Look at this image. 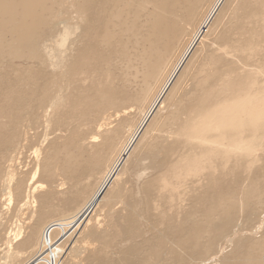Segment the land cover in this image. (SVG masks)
<instances>
[{"label":"bare ground","instance_id":"obj_1","mask_svg":"<svg viewBox=\"0 0 264 264\" xmlns=\"http://www.w3.org/2000/svg\"><path fill=\"white\" fill-rule=\"evenodd\" d=\"M238 4L240 3L236 0H0V59L13 62L16 58H33L39 66L33 74L31 72L32 78L34 79L35 72L39 70L49 72L52 76L47 84L50 83V85L55 83L53 77L59 75L60 79L69 78L70 86H77L78 75L83 69H87L95 72L96 78L104 82V85L100 83L96 87L99 102L122 104L125 109L129 108L131 102L142 103V106L147 105L148 109L143 120L145 123L138 129V144L134 150V157H138L139 176L142 178L146 172L153 170L158 164L153 150L161 146V142L165 143L164 145L161 143L165 160L161 161L160 166L167 164V160L178 149H210L211 144H215L221 149L229 147L234 151V149H256L264 146V141H261L264 137V107L262 106L264 101V0H242L241 5ZM229 10L233 15L227 18ZM113 58L116 59L114 65L118 67V75L109 70ZM16 69L19 70L20 66ZM116 78L121 79L120 84H123L118 90L113 83ZM49 86L45 88V91L50 98L53 92L50 91ZM26 90L18 91L24 99H28ZM77 90L79 93L77 98H74L75 95L69 96V101L66 102V98L63 99L59 94L54 101H51V105L56 106L58 110L65 104L70 105L72 110L77 109L84 89L79 86ZM18 92L15 93L14 102L18 101ZM0 95H2L1 90ZM188 95L193 96L189 99V103L184 104L183 97ZM19 105L20 102L13 103L11 108L20 113H28L33 109L32 106L28 108L27 103L25 106ZM125 111L127 113V110ZM44 118L49 124L53 120L55 124L62 122V117L59 115L53 119L44 113ZM98 118L100 119L101 116ZM108 119H110L108 116L104 117V120L102 118L104 122ZM32 120H35L34 117ZM102 120L98 126H107V123ZM117 128L112 129L114 137L99 133L104 135L99 141L98 133V135L88 134L81 137L82 141L77 149H63L62 155L60 150H54L49 155L45 153L46 157L42 160L40 157L44 147L42 144L36 146L37 165L30 172V178L17 176L18 170L13 167L14 163L9 161L13 164L7 163L9 164L7 166L4 163L6 160L2 158L0 178L2 177L1 185L5 187L6 192L2 195H7V206L15 202L17 214L32 211V215L39 213L40 216L37 226L32 230L30 228L31 234L25 240L24 247L36 251L29 260L38 263L43 261V264H58L64 257L65 261L70 249L66 254L64 247L67 246H63V239L73 235L85 219L92 221L93 215L90 213L97 206L98 200L103 201L104 207L112 206L117 195L110 193L102 196V194L131 147L125 149L117 160H111L112 156L109 153L113 150L114 140L116 137L121 139L119 136L122 130ZM17 130L16 127L13 128L12 139H9L7 144L15 140ZM146 151L153 152L148 155ZM59 160L62 161V167H58L59 164L56 166ZM218 161L213 160V155H209L206 161L208 168L218 170L217 176L209 170L202 175L210 185L214 186H216L213 183L216 178L221 180L231 175L229 171L224 176L226 174L225 167L222 168L224 160L220 161L222 163ZM212 164H215L216 168L213 169ZM255 165L257 161L253 160L251 167ZM233 170L235 173L239 172L236 166ZM252 173L250 180L245 182L239 193L224 190L217 194L212 192L213 203L208 211L209 214L219 211L220 215L227 216L228 221H231L242 213L251 201H260L264 194V180L257 174L258 172ZM39 175L49 180L51 189L37 196V188L46 189L47 187H43L45 184L33 186L35 188L33 191L27 189V184L29 179L31 182L29 187L31 184H36V178ZM158 177L141 184L140 189L145 205L150 204L151 193L163 190L162 185L158 183ZM190 179L194 186V193H197L198 188H201L199 181L197 182L194 175ZM52 183L56 184L52 185ZM116 187L119 190L121 185L118 184ZM55 193L63 196L64 204H69L65 212L72 211L73 217L68 222L56 219L50 224L45 223L46 226L42 227L44 219L53 212L49 205L52 199L50 197ZM200 198H205V194H201ZM2 200L3 198L0 199V204L3 205ZM153 208L156 210L154 206ZM159 209L162 210V208ZM54 211L58 212L57 209ZM262 213L263 211L260 210L256 214ZM201 223L198 220L191 228V236L196 242L203 230ZM18 224L16 222L15 227L7 231L5 244L8 250L23 237L21 226L19 227L21 224ZM93 225L94 223L88 227L93 230L90 234L97 232ZM211 228L209 230L214 236L224 231V229ZM60 232L61 240L57 239ZM189 238L190 236L183 237L173 243L181 246L187 243ZM110 243L111 241H105L107 246ZM214 243L215 237L210 238L204 251L208 252ZM257 248L264 251V244L259 243ZM22 249L20 248L19 252L21 256L25 251H21ZM27 253L26 255H29ZM159 253L160 251L156 250L153 255L157 256ZM14 254L17 253L14 252ZM250 255L255 257L252 256L253 252ZM260 258L247 260L246 263L264 264V260ZM12 260L11 263H13Z\"/></svg>","mask_w":264,"mask_h":264},{"label":"rangeland","instance_id":"obj_2","mask_svg":"<svg viewBox=\"0 0 264 264\" xmlns=\"http://www.w3.org/2000/svg\"><path fill=\"white\" fill-rule=\"evenodd\" d=\"M236 2L240 3L238 5H241L242 0H236ZM232 15V11L229 10L227 18L229 16L232 17ZM6 57L9 58L8 56ZM14 60L13 62L8 60L5 62V60L0 59V90L2 91V95H0V162H2V158L6 160L4 162L5 165H7V163L10 164L11 162L9 161H12L14 164H11H13V167L18 170V172L15 170L17 176H24L26 178L31 177L30 172H32L33 168L37 165L35 147H38L41 144L44 147L42 149L44 152H42V156L40 157L42 160L54 150H60L62 155L63 149H77L80 141H82L81 137L87 136L88 134L105 133V136L108 134L109 136L112 135L114 137L112 129L114 130L119 126L117 129H121L123 133L121 134L122 131H120L121 136H119V138L121 139H117L116 137L114 140L115 148L113 147L112 149L115 150H112L113 153L111 151L109 153V155L112 156L111 160H117L125 149L131 146V149L129 148V151L127 152L128 154H125L127 157L122 160L118 171H115L116 174L114 178H112L109 184H107L103 193L104 195L102 194V196H106L110 193L111 195H117L112 206L104 207V205H102L103 201L101 202V199L98 200V203L96 204L97 206H95L90 213L93 216L89 214L92 221L85 219L82 224L80 223L81 226L79 229L74 232V236L70 235L72 237L68 236L63 239V246H67L64 247L66 249L65 253L67 254L69 251L70 253L65 260L66 262L64 261V257L61 258L60 256L61 262L59 261L58 264H247V260H252L256 257H261L260 259L264 260V251L258 250L257 248L259 243L264 244V194L260 201H251L248 207L231 221H228L227 216L220 215L219 211H215L211 214L208 212L213 203L212 192H216L217 194L219 191L224 190L239 193L245 182L250 180L249 177L253 174L252 172H258L257 174H259L264 180V146H259L256 149H234V151L233 148L229 147L221 149L219 146H215V144H211L210 149H178V151L172 154L171 158L167 160V164L160 166L161 161L165 160L163 155L164 149H162V146L165 143L161 142L163 145L160 143L161 146L158 148L156 147L155 150H153L154 157L156 158V161H158V164H156V167L153 170L146 172L141 178L139 176L140 169L138 168V157H134V150L138 144V129L145 123L143 120H145L146 109H148L147 105L142 106V103L131 102L129 108L125 109L122 104L99 102L98 96L96 95V87L100 83V85H104V82L99 81V79L96 78L97 76L95 72L88 71L87 69H83L78 75V82H76L77 86H70L68 83L69 78L66 77L60 79L58 78L59 75L53 77L55 83L50 85V83L47 84V82H50L52 76L49 72L46 73L39 70L35 72L34 79L32 78L31 72L33 74L34 70L39 66L36 60L27 57L16 58ZM115 60L116 59L113 58V63L110 64L109 70L115 75H118L119 70L118 67L114 65ZM18 66H20L19 70L16 69ZM104 67H106V65H104ZM120 80L121 79L116 78L115 82H113L114 87L117 90L119 87L123 86V84H120ZM47 86H49L50 91L53 92L50 98L45 91ZM79 86H82L84 90L80 102L77 105V109L72 110L70 105L65 104L64 107L62 106L58 110L56 106L51 105V101H54L59 94L62 95L63 99L66 98V102L69 101V96L71 97L72 95H75L76 97L74 96V98H77L79 94L77 88ZM20 89L21 91L28 89L26 90L28 99H24L22 95H19L18 91ZM130 89L134 88L130 87ZM16 92H18V101L14 102L16 99ZM191 96L193 95H188V97L184 96L183 103H189ZM19 102V106H25L27 103L28 108L32 106L33 109L28 111V113H20L11 108L13 103L19 104ZM262 106L264 107V101L262 102ZM122 109L124 110L122 111ZM125 110H127V113ZM44 113L53 119L56 115H59L62 117V122L60 124H55L53 120L49 124V122L46 121V118H44ZM79 114L81 116H78ZM98 116H101V118L99 119ZM106 116L110 118L108 121H105L108 127L105 124V127L98 126L100 125L102 118L104 120V117ZM111 116H113V118ZM33 117L35 119L34 121L32 120ZM14 127L18 129L16 131L17 137L13 142L7 144V141L12 139L11 134L13 133ZM31 128L32 130H30ZM109 132L111 133L109 134ZM100 134L98 135L99 137L97 136L99 141H101V138L104 136ZM261 141H264V137L261 138ZM120 148L122 149L120 150ZM153 151H146V154L149 155ZM45 153L46 155H44ZM209 155H213V160L215 161L224 160L222 161L223 163L218 161L223 164L222 168L225 167L224 170L226 174H224V176L231 171V175L226 179L218 180L216 178V181L213 183H215L217 187L213 184L210 185L208 183L209 181H206L202 176L204 172H207L208 170L212 171L215 176L218 175V170L214 169L216 168L215 164H212L214 170L207 167L206 161ZM219 156L222 159L217 158ZM253 160L257 161V165L251 167ZM61 162V160L57 161L56 166L59 164L58 167H62L63 165H61ZM234 166L239 168V172H234ZM125 173L126 175H124ZM193 175L197 178V182L199 181L198 183L201 187L198 188L197 193H194V186L190 181V178ZM116 176L118 180L116 179ZM157 177L158 183L162 185L163 190L161 192L157 190L154 193H151V206L150 204L145 205L144 196L140 189L141 184L147 180L156 179ZM119 178H122V180ZM48 181L47 178L44 179L39 175L36 178V184H31V187H29V179L27 189L33 191L35 189L33 186L35 187L36 185L45 184L43 187H47L46 189L42 188V190L41 187L37 188L36 192L38 194L36 193V195L38 196L46 191H50L51 184ZM1 184L2 177L0 178V199L3 198V205L0 204V264H10L13 258H19L12 260L13 263L15 262L14 264H24L25 262H28L27 264H43V261L38 263L29 260L30 256L32 257L36 251H32L29 247V250L27 247H24L27 236L31 234L32 228L37 226L40 218L39 213L33 212L35 214H33L34 216L32 215V211H25V214L23 213L24 215L22 213L17 214L15 202L10 204V206L8 205L9 207L7 206V195H2L6 192L5 187ZM55 184L56 183H52V185ZM118 184L121 185L119 190L117 189L118 187H116ZM98 185L99 183L97 186ZM112 189L115 190L113 191ZM201 194H205V198H200ZM50 198L52 199H50L49 208H51L53 212H50L44 219L42 227L46 226L48 222V224L54 222L56 219H63L66 222L70 221L73 214L71 213L72 211L65 212L66 207H68L69 204H64L62 201L63 196H59L55 193V195H52ZM37 200L39 201L38 197ZM154 200H156L155 202L158 204H156ZM5 204L6 206L4 207ZM152 205L156 210L162 208L163 211L159 209L157 212ZM146 206L149 207L147 208ZM56 209L58 212L54 211ZM260 210H262L263 213L257 215L256 213ZM63 212L64 214H62ZM106 218L109 219L106 220ZM198 220L202 222L200 225L203 227V230L201 231L198 242H196L191 236V228ZM16 222L21 224L18 225L19 227L21 226L20 230L23 232L22 236L25 237H22L15 243V245H13L12 249L8 250L9 248L6 247L5 244L6 236L9 230L15 227L14 225ZM26 222L29 223L27 224ZM88 222L90 223L88 224ZM45 223L46 225H44ZM93 223V226L96 227V234H90L93 230H90V228L88 229ZM259 224L261 225L260 227ZM210 228L213 230L224 229V231L223 233L214 236L213 232L209 230ZM58 234L57 239L61 240L62 233L60 232ZM161 236L163 237L161 238ZM189 236L190 238L187 243L181 246L178 244L174 245L175 243L173 242H178L183 237ZM212 237H215V243L208 252H205L204 249L207 246L208 240ZM88 238L91 240L89 241ZM85 240L88 241L87 244ZM107 240L111 241L109 246L105 244V241ZM92 242H95L96 245L91 244ZM20 248H24L21 251L25 250V255L22 254L21 256L19 253ZM67 250L69 251L67 252ZM156 250L160 251V253L159 255L154 256L153 254ZM14 252L18 255L14 254ZM26 252H28L27 254L29 255H26ZM251 252L254 253L252 256L255 257H251ZM6 253L9 254L6 255ZM12 253L14 257L12 256ZM26 256L28 258H26ZM8 258L11 260L9 261Z\"/></svg>","mask_w":264,"mask_h":264}]
</instances>
